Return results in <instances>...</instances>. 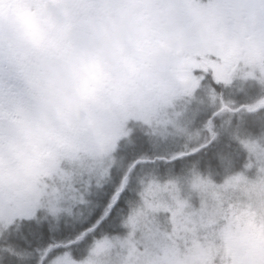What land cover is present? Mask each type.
<instances>
[{
    "label": "snow or ice",
    "instance_id": "1",
    "mask_svg": "<svg viewBox=\"0 0 264 264\" xmlns=\"http://www.w3.org/2000/svg\"><path fill=\"white\" fill-rule=\"evenodd\" d=\"M216 5L223 14L212 39L193 42L188 40L193 17H214L213 4L165 0V25L187 50L177 69L183 87L165 99L159 114L126 115L114 121L95 152L73 147L62 128L85 118L87 104L96 99L88 79L95 84L107 76L101 61L90 62L88 79L76 74L82 82L76 85L79 102L63 99L55 108L57 121L52 122L29 94L20 65L5 59L0 42V112L7 110L23 121L17 138L10 141L7 163L0 141V264H179V257L192 253L200 257V264H264V225H257L258 209L252 202L257 179L264 177V133L252 137L240 125L233 127L230 119L233 113L264 109V95L236 106L218 91L237 73L264 88V20L257 22L264 14V0H216ZM73 7L71 0H27L16 14L24 36L44 52L52 46V34L70 35ZM240 13L252 18L247 33L234 19ZM112 45L114 60H120L118 41ZM177 100L184 102L179 108ZM192 105L213 109L195 130L180 123ZM225 114L228 118L218 126L216 119ZM168 136L182 137L183 143L176 150L137 152L141 139L155 146L156 138ZM233 144L246 154L243 169L255 168V177L238 171L217 183L212 179L213 162L228 173L237 152ZM45 148L50 150L44 154L51 157V168L30 169L25 154ZM20 169L27 171L26 179L19 177ZM160 171L163 176L157 174ZM133 181L138 184V200L122 220L126 234L101 231L97 236ZM241 221L239 238L247 241L243 246L229 230Z\"/></svg>",
    "mask_w": 264,
    "mask_h": 264
},
{
    "label": "clouds",
    "instance_id": "2",
    "mask_svg": "<svg viewBox=\"0 0 264 264\" xmlns=\"http://www.w3.org/2000/svg\"><path fill=\"white\" fill-rule=\"evenodd\" d=\"M165 0H71L70 11L74 26L67 38L52 34V46L39 52L24 36L16 9L27 0H3L0 3V42L4 45L5 59L20 65V72L29 94L39 102V110L47 118L57 121L56 105L69 98L79 102L76 93V74L88 79L90 62L99 59L107 73L99 83L88 79V87L95 88L96 99L87 104L85 118L64 125L62 134L73 147L89 152L98 151L111 131L114 121L126 115H156L163 111L167 97L179 92L183 84L178 64L186 54L165 25L162 8ZM216 15L212 18L193 17L194 29L188 40H211L222 16L216 0H210ZM242 33H247L252 18L244 13L234 16ZM264 20V14L257 18ZM118 41L123 51L120 60H114ZM23 121L7 110L0 112L5 162L10 141L17 138ZM42 149L40 153L27 152L24 160L30 169L45 172L52 159ZM19 177L27 178L20 169ZM247 194V193H245ZM252 202L258 209L257 225H264V177L258 178L253 189ZM246 219V218H245ZM229 230L238 237L241 246L247 243L239 238L243 221L233 223ZM225 243L223 234L218 236ZM179 264H200L195 253L178 258Z\"/></svg>",
    "mask_w": 264,
    "mask_h": 264
},
{
    "label": "trees",
    "instance_id": "3",
    "mask_svg": "<svg viewBox=\"0 0 264 264\" xmlns=\"http://www.w3.org/2000/svg\"><path fill=\"white\" fill-rule=\"evenodd\" d=\"M232 82L233 83H231L228 86H221L220 88H218V91H223V89L233 88L234 87L233 85H235L234 80H232ZM261 87L262 86H258V89H253L252 95H250V91L248 90L246 95L242 94V95H240L239 98H237L235 95L232 96V94H229L228 97H230L231 99H227V100H225L224 98L223 99L225 100V102H229V101L233 102L234 105H236V106H238L240 104H244V103H250L254 99L258 98L260 95H264V89H261ZM212 110L213 109L208 107L207 110H205V111L202 110L201 112H199L198 117H197V123L195 124L193 130H195L196 128H198L201 125V123L207 118V116L210 114V112ZM228 115L229 114H225L224 117L217 118L216 124L219 126L223 119L228 118ZM263 115H264V109H261L257 113H247V112L241 111L238 113L231 114L230 119H231L232 126L240 125L246 133L251 134L252 137H258L262 133H264V118L262 117ZM260 116H261V118H259ZM249 119H254L253 121L257 122L261 126L251 128L248 125ZM158 143L162 144L161 140H158L157 138H156L155 146L153 145L151 140H149L147 138L141 139V141L137 147V152L143 151V152L151 154L153 151H157V150L158 151H165V150H176L177 149V148L172 149L171 147H169V148L160 147V146H157ZM232 147H233V149H237V146L235 144H233ZM245 158H246V154L242 150L237 149L234 164L228 173H226L223 168L218 167L215 164V162H213L214 171L212 173V179L214 181H221L225 178V176L227 174H231V173H235L236 171H239L242 168L243 163L245 162ZM200 170L202 173L206 172V168L203 166L201 167ZM157 174L163 176L164 172L160 171ZM132 183L130 185V190L125 192L124 199L117 206V208H115L113 210L112 214L106 219L105 223L102 226V229L97 231V233H96L97 236H99L101 234V231L104 234H107L110 236H111V234H122L125 232L126 228H124L122 220H123L124 216H126L127 213L129 212L130 204H133V203L137 202V200H138L136 193H134V191L131 188ZM100 211H101V209L99 207H97L95 209V214L98 215L100 213ZM91 219L94 220L95 215ZM90 222H91V220L86 222L84 226H87V223H90Z\"/></svg>",
    "mask_w": 264,
    "mask_h": 264
},
{
    "label": "rangeland",
    "instance_id": "4",
    "mask_svg": "<svg viewBox=\"0 0 264 264\" xmlns=\"http://www.w3.org/2000/svg\"><path fill=\"white\" fill-rule=\"evenodd\" d=\"M234 83H235V85H233L234 89H232V88L223 89L222 95H223V98L225 100L231 99L230 97H228L229 94H232V96L235 95L237 98H239L240 95H242V94L246 95L248 90L250 91V95H252V90L255 89V87H257V86H261L255 80H251V79L242 80L240 78V76H239V73H237L236 76L234 77ZM240 86L241 87H245L246 89H239ZM235 87H236V89H235ZM247 88H250V89H247ZM197 95H199V93ZM174 103L177 106V108H179L180 106L183 105L184 102H183V100H177ZM207 109H208L207 105H204V106L192 105L190 107V109L185 113V115L182 116V118L180 120V123L183 124L184 126L188 127L189 130H193L195 124L197 123V117H198L199 112H201L202 110L205 111ZM262 117L264 118V115ZM259 118H261V116ZM253 120L254 119H249V122H248V125L251 128H255L257 126L258 127L261 126V125H259L257 122H255ZM233 127H235V126H233ZM157 131L158 132L159 131H163V129H158ZM169 131H171L170 127H169ZM157 139L161 140V142H162V144L158 143L157 146L167 147V148L171 147L172 149L178 148L179 145L183 143V138L182 137H178V136H168V137L163 138V139H159V138H157ZM239 171H243L244 174L249 179H253L255 177V174H256L255 168L244 170L243 169V165H242V168ZM236 172H238V171H236ZM222 181L223 180L215 181V182L220 183ZM131 188L134 191V193H136L138 191V184L136 183V181H133ZM193 203L194 204L197 203V200L195 198L193 199ZM126 232H127V229L122 234H111V236H123V235L126 234Z\"/></svg>",
    "mask_w": 264,
    "mask_h": 264
},
{
    "label": "flooded vegetation",
    "instance_id": "5",
    "mask_svg": "<svg viewBox=\"0 0 264 264\" xmlns=\"http://www.w3.org/2000/svg\"><path fill=\"white\" fill-rule=\"evenodd\" d=\"M233 80H234V78H233ZM232 89H234V87H233ZM235 89H236V87H235ZM239 89H246V88H245V87H241V86H240V88H239ZM248 89H250V88H248ZM255 89H258V86H257V87H255ZM261 89H264V88H262V87H261Z\"/></svg>",
    "mask_w": 264,
    "mask_h": 264
}]
</instances>
